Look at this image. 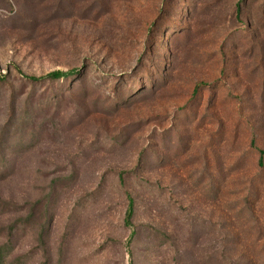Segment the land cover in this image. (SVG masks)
I'll list each match as a JSON object with an SVG mask.
<instances>
[{
	"label": "rangeland",
	"instance_id": "374dc122",
	"mask_svg": "<svg viewBox=\"0 0 264 264\" xmlns=\"http://www.w3.org/2000/svg\"><path fill=\"white\" fill-rule=\"evenodd\" d=\"M258 149L264 0H0V264H264Z\"/></svg>",
	"mask_w": 264,
	"mask_h": 264
},
{
	"label": "trees",
	"instance_id": "16d2710c",
	"mask_svg": "<svg viewBox=\"0 0 264 264\" xmlns=\"http://www.w3.org/2000/svg\"><path fill=\"white\" fill-rule=\"evenodd\" d=\"M238 10H239V7H238ZM17 71L20 72L25 77H28L29 79H32V80H38V79L54 80V79H60L62 77H66V76L74 73V70L63 71L60 69H56V70L50 71L44 75L37 77V76L25 75V74H23V72H21V70L19 68H17ZM258 154H259L258 164L262 166L264 163V149H258ZM133 213H134L133 198L130 195H128V206H127V210H126V214H125V224L127 226H132ZM12 227H14V225H12L10 229H12ZM7 250H8L7 247H3L2 249H0V262L1 263L3 261H5V256H6Z\"/></svg>",
	"mask_w": 264,
	"mask_h": 264
}]
</instances>
